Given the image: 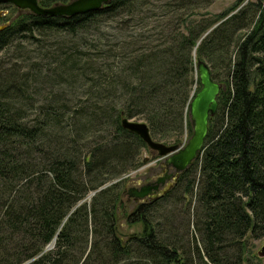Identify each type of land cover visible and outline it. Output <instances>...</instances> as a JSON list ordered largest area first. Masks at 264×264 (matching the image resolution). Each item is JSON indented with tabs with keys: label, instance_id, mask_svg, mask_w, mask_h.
<instances>
[{
	"label": "trees",
	"instance_id": "obj_1",
	"mask_svg": "<svg viewBox=\"0 0 264 264\" xmlns=\"http://www.w3.org/2000/svg\"><path fill=\"white\" fill-rule=\"evenodd\" d=\"M212 1L110 0L74 16L27 11L0 30L2 51L22 32L74 34L103 18L116 22L114 36L123 52L110 48L123 63L103 65L98 75L97 108L110 103L114 133L86 153L76 147L74 122L71 136L60 128L59 105L40 104V113L31 117L21 105L18 78L9 68L0 73V264H186L175 236L165 237L160 229V202L174 189L136 204L128 222L139 223V232L118 231L119 184L139 165L146 146L122 128L120 118H143L152 138L181 135L184 126L190 134L188 105L200 88L198 60L225 87L209 117L203 150L181 176L184 193H193L197 180L194 223L202 246L195 251L201 264H243L241 241L264 234V0H234L220 12H199ZM150 18L160 29L158 38L148 34ZM133 23L140 26L129 32ZM144 33L148 42L136 48ZM101 51L104 63L108 54ZM118 97L123 102L117 106ZM89 117L88 123L97 122Z\"/></svg>",
	"mask_w": 264,
	"mask_h": 264
},
{
	"label": "rangeland",
	"instance_id": "obj_2",
	"mask_svg": "<svg viewBox=\"0 0 264 264\" xmlns=\"http://www.w3.org/2000/svg\"><path fill=\"white\" fill-rule=\"evenodd\" d=\"M233 1L213 0L209 6L199 12L214 14L230 6ZM27 11L18 10L13 5L7 7L0 4V30L21 13ZM151 21L152 18L149 19V22ZM138 25L133 23L127 30L135 32L140 26ZM115 26L114 20L102 18L93 21L85 29L74 34L56 29L26 31L14 35L10 44L0 51V73L9 68L8 73H11L15 80L18 78V84L22 85L21 105L28 107L27 113L31 117H35L41 111L40 104L53 102L59 105L64 110L60 128L65 135L71 136L72 123H75L74 133L79 142L76 147L83 153H86L97 142L110 138L114 133L112 124L115 116L110 103L103 102L102 109H98L97 106L101 108L98 103H102L100 102L101 81L98 76L101 67L103 65L106 68L117 67L123 63V60L114 56V52L110 50V48H116V52H121L114 36ZM159 30L157 22H151L148 34L152 38H158ZM148 34L144 33L141 36L142 40L135 46L136 48L148 42ZM156 42H159L158 39L152 43ZM102 49L106 50L108 54L104 63L100 58ZM142 50L143 48H141V52ZM221 75L222 73H220V79ZM220 83L224 88L223 82ZM122 102L123 97H118L116 105L118 106ZM100 110H102L101 114H99ZM82 114H87L86 118L90 116L91 120L97 119V122L88 123V119L80 117ZM130 120L145 122L143 118L137 116ZM82 121L83 125H79ZM191 133L189 134L184 126L181 135L173 136L175 135L173 134L168 138L153 137V139L167 145L177 144L180 146L186 143ZM159 161V156L145 146L140 150L139 165L125 172L123 176L125 178L119 184L120 194L117 200L119 232L129 235L140 231L139 223L128 222L129 214L140 202H134L132 197L123 191L136 186L137 183L150 180L159 171ZM196 183L197 180L194 182L191 194L184 193V181L178 185L176 193L174 186L171 189H174V192L170 199L161 201L159 209L160 229L165 237L175 236L178 257L186 264H201L195 251V245L202 246L201 234L194 223L197 213ZM83 200L88 202L90 198L85 196ZM125 237L123 236V238ZM91 240L92 236L89 235L88 241ZM241 244L244 249L243 264H264V256L259 255V250L264 245V234L262 236H247L241 241ZM51 247V245L47 246V248Z\"/></svg>",
	"mask_w": 264,
	"mask_h": 264
},
{
	"label": "water",
	"instance_id": "obj_3",
	"mask_svg": "<svg viewBox=\"0 0 264 264\" xmlns=\"http://www.w3.org/2000/svg\"><path fill=\"white\" fill-rule=\"evenodd\" d=\"M109 1L69 0L48 7L41 6L39 0H0V4H11L18 10H28L37 15L74 16L96 11ZM196 72L200 88L189 101L188 116L192 133L184 145H167L155 141L150 134L147 123L132 121L125 116L120 118L122 128L136 134L151 151L159 156L163 164L172 167L178 173L186 170L200 156L208 133L209 117L214 115L218 106L217 96L221 84L213 80L209 65L204 60H198ZM156 188L157 185H144L140 190L135 191L134 195L136 198H143ZM259 255L264 256V245L259 250ZM172 264L177 263L173 262Z\"/></svg>",
	"mask_w": 264,
	"mask_h": 264
},
{
	"label": "flooded vegetation",
	"instance_id": "obj_4",
	"mask_svg": "<svg viewBox=\"0 0 264 264\" xmlns=\"http://www.w3.org/2000/svg\"><path fill=\"white\" fill-rule=\"evenodd\" d=\"M21 11H25V10H21ZM158 167H159V171L156 174H154V176L150 180L143 183H137L136 186H132L128 189H124L123 192L127 193L130 197H132L134 202L139 201L141 203V202L153 201L154 198H155L154 200H156L166 195L169 190L174 188V186L175 189L178 188V185L182 182L181 176L183 172L189 168L188 167L186 170L178 173L172 167L163 164L161 161L158 162ZM144 185H152V186L157 185V188L155 190L153 189L148 195H146L143 198H136V196L134 195L135 191L140 190V188Z\"/></svg>",
	"mask_w": 264,
	"mask_h": 264
}]
</instances>
